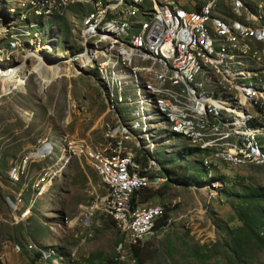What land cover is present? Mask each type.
<instances>
[{"label":"rangeland","instance_id":"374dc122","mask_svg":"<svg viewBox=\"0 0 264 264\" xmlns=\"http://www.w3.org/2000/svg\"><path fill=\"white\" fill-rule=\"evenodd\" d=\"M29 1L0 0V264H53L36 255L40 247L56 251L62 264H85L92 257L95 262L114 259L117 264H264V232L260 228L262 238L248 241L246 254L239 262L228 242L230 229L242 225L234 211L242 205L237 195L249 188L264 189V155L240 166L213 162L208 155L217 147L235 146L237 136L226 133L221 126L219 134L212 131L198 144L188 135L172 131L167 116L156 104V99L165 94L149 86L151 78L155 82L160 79L159 66L139 72V83L134 76L115 86L117 97H109L103 82V63L108 58L103 57V49L94 50V42L98 39L99 46H103L96 32L102 30L106 9H101V16L97 10L100 2L102 8H107L111 0H75L63 12L45 18L27 9ZM175 1L179 6L186 5V0ZM208 2L192 0V8L202 9ZM248 5L238 9L232 0L212 3L207 32L217 37L237 65L247 63L264 74V65L257 64L259 55L264 59V42L253 36L238 40L244 26L264 30V0H253ZM130 8L134 14L129 20L138 22L130 36L133 39L150 20L151 14H145L143 8L153 10L154 6L152 0H134ZM108 22L110 18L105 20ZM221 45L216 46L217 51L222 50ZM39 47L37 58L34 53ZM48 47L52 51L46 50ZM119 56L121 62L115 70L129 74L130 68L124 63L126 54ZM39 64L62 67V73L55 78L50 72L43 76L36 71L29 73ZM137 64L151 66L141 60ZM11 70L20 74H10ZM22 77L24 85L5 89L4 83L13 84ZM215 85L211 88H227L222 82ZM147 95H152L154 107L142 102ZM111 101L125 120L141 122L135 126L136 131L150 136L156 144L153 149L133 141L137 162L149 178L142 191L144 202L149 203L136 205L135 190L131 194L133 210L162 207L164 211L165 206L167 216L164 227L142 237L127 231L108 212L107 187L84 155H73L68 161L56 153L48 160L35 159L40 138L56 142L70 136L84 149L91 147L89 152L97 151L118 125ZM141 104L145 105L146 115L132 120L136 118L132 112ZM249 114L264 121V111ZM131 127L134 129L133 124ZM154 156L173 171L168 172L171 180H165L166 174ZM59 162H64L63 170ZM204 167L210 168V173ZM55 172L59 174L54 177ZM184 173L195 177V182L184 185L182 180H173ZM10 179L20 183L13 184ZM48 181L49 190L38 197L40 187ZM102 199L103 209L98 208ZM260 205L264 207V200ZM135 239L142 243L136 244ZM137 246L141 249L138 260L132 256Z\"/></svg>","mask_w":264,"mask_h":264},{"label":"bare ground","instance_id":"6f19581e","mask_svg":"<svg viewBox=\"0 0 264 264\" xmlns=\"http://www.w3.org/2000/svg\"><path fill=\"white\" fill-rule=\"evenodd\" d=\"M74 1L64 0L63 8L68 7ZM111 1L108 3L107 8H102L101 3V9H106V11L103 14L102 30L99 29L96 33L100 34L103 46H99L98 39L94 42V50L103 49V57L108 58L103 63V82L109 89V97L112 100L117 97L114 90L115 86L120 83L123 84L128 78H134V76L139 83V72L150 71L159 66L161 69L159 72L160 81L157 80L155 82V79L151 78L149 86L154 92L165 94L166 97L156 99V104L160 112L167 116L166 120L171 123L172 131L188 135L198 144L208 134L212 135V131L219 134L218 129L221 126L225 128L226 133L237 136L238 143H235V146L227 149H217V147L208 155L207 158L213 162L240 166L249 164L258 156H263L264 121H258L253 118L249 111H264V74L259 68L247 63L243 66L237 65L232 60L231 54L219 43L217 37L207 32L209 29L208 24L212 20V3L217 0H207L210 2L207 3L205 8L203 10L199 9L198 21H194L192 10H184L183 15H179V11L175 10V7L183 6H179L175 0H152L153 10L143 8L145 14H151L150 20L146 24H150L152 19L157 17L161 9L164 8V15L166 19L170 20V28H175L177 34L181 35V53L178 52V42H171L167 45V38H164V36L168 31V24L156 25L153 32H148V37L144 40L145 24L140 33L130 39L132 30L138 23L137 21L131 22L129 20L134 14L130 8V4L134 0H117L112 3ZM140 1L144 2L147 0ZM232 1L238 9L248 7L250 6L248 3L250 1L253 2V0ZM60 2L61 0H30L28 3L35 15L45 18L60 12ZM49 7L50 9H48ZM108 18H110V22L105 23ZM140 24H142L141 21ZM90 29H92L91 26ZM239 36V41L253 36L255 40L264 42V30L258 29L253 25L242 27ZM156 37L159 38L157 40V49L166 48V55H155ZM217 45H221V51L216 50ZM46 50L52 51L51 48ZM39 51L40 47L34 53L37 58L39 57ZM244 53H247L246 50H244ZM120 54H126L124 63H127L130 68L129 74L128 72L119 73L115 70V67L121 62ZM92 55L95 58L96 52ZM140 60L151 63V66L144 68L138 65L137 61ZM257 64L260 66L264 65V59L261 55L257 57ZM62 69V67L56 68L53 64H39L30 69L29 73L36 71L43 76L45 72H50L53 76L52 78H55L62 73L60 72ZM9 73L20 74L14 70ZM24 80L22 77L21 80L13 84L12 81H7L4 83V87L5 89H13L15 85L19 88L25 84ZM219 82L225 83L227 88L219 89L220 87H218L216 90L211 88V86H216L215 84ZM229 88H232V92ZM150 97L152 95H147V99L142 102H149L154 107L155 103ZM110 107L113 112L117 113L118 125L110 131L106 143L101 144L97 151L89 152L92 149L91 147L84 149L78 142L74 143L70 136H65L56 142L40 138L38 140L39 147H36L35 159L48 160L56 153L59 157L68 161L69 157L73 155H84L101 177L102 183L107 187L108 196L106 202H110L108 212L116 217L127 231H133L137 237H142L154 229L157 220L165 211V206H163L164 211H162V207L142 211L133 210L131 202L132 192L144 188L149 181V178L143 174L142 167L137 162L133 141L142 142L145 146H151L153 149L156 148V144L153 139L152 141L150 140V136L149 138L145 137L143 133L136 131L138 129L135 126L141 122L133 123L125 120L112 101L110 102ZM132 115L136 117L132 120L144 117L146 115L145 105L141 104L138 110L134 109ZM131 124L134 125L135 130L131 127ZM246 149L247 154L243 157ZM199 159L201 160V158ZM151 162L153 161L151 160ZM59 165L63 170L65 167L64 162H59ZM53 167L58 170V165ZM57 174L59 173L55 172L53 176L55 177ZM113 175H119V177ZM120 179L132 180V186H126L125 181ZM49 184L50 181L45 182L40 187L38 197L49 190ZM98 208L103 209V199ZM134 242L140 244L142 240L135 239ZM38 251L40 253L39 257L43 260H50L53 264H62L61 257L55 254L56 251L41 247ZM44 252H47L46 258L44 257Z\"/></svg>","mask_w":264,"mask_h":264},{"label":"trees","instance_id":"16d2710c","mask_svg":"<svg viewBox=\"0 0 264 264\" xmlns=\"http://www.w3.org/2000/svg\"><path fill=\"white\" fill-rule=\"evenodd\" d=\"M106 5H108V4L106 3ZM206 5H204V8ZM204 8H202V9L199 8V9L203 10ZM230 14H231V12L229 11V15ZM183 150L191 151L190 148H184ZM196 152H198V149L196 150ZM196 152H194V153H196ZM154 158L161 165L162 171L166 174L165 180H171L170 177L168 176L169 175L168 172H173V171H171V169L166 168V164L164 161H161V160L159 161V159H157L156 156H154ZM202 158L204 161V157H202ZM145 160H146V157H143V161H145ZM199 161H200V164L202 165V161L201 160H199ZM198 164H199V162H198ZM200 164H199V166H200ZM12 165H10V166H12ZM207 166H211V165H207ZM204 168H206V167H204ZM206 169H207L206 173L207 174H208V172L210 173V168H206ZM201 170H203L202 167H201ZM187 175H191V174H185L184 173L183 176H178L177 178H174L173 180L174 181L182 180V184H184V185H189V184H192L193 182H195V177L187 176ZM219 178L223 179V176H220ZM7 179H8V176H7ZM10 181L12 182L11 179H10ZM12 183L18 184L20 182H12ZM144 188L138 189L135 192V193H137V199L139 200V202H143V203H145L144 202V196L142 195V191ZM237 196H239V198L241 199L242 205L240 204L239 207H237L234 211H235L236 218L239 221H241L242 225L240 227L230 229L231 235L228 239V242L231 244V246H232V248L236 254V260L239 262V261L243 260L245 254H246L245 249L247 248L248 241L250 239L258 241L259 239L262 238V236L260 235V233L258 231V228L261 229V233L264 232V207L262 205H260V200H264V189L249 188V189H246L243 192V194L237 195ZM137 199H136V195H135L134 203L136 205H138V203H139L137 201ZM213 222L216 223V220L213 219ZM166 224H167V216H166V210H165L164 215L157 220L156 225L154 227V231L156 229L164 227ZM243 229H245V231H246L245 232L246 236L244 238H241L242 236L245 235V233H242ZM140 253H141V249L139 248V246L134 247L132 249V256L134 258H136L137 260L140 257ZM36 255L39 256L40 253L38 252V253H36ZM85 264H117V262L114 259L109 260L108 262H103V261L95 262L93 260V257H92L90 259H87Z\"/></svg>","mask_w":264,"mask_h":264},{"label":"built area","instance_id":"2783aa9c","mask_svg":"<svg viewBox=\"0 0 264 264\" xmlns=\"http://www.w3.org/2000/svg\"><path fill=\"white\" fill-rule=\"evenodd\" d=\"M63 2H64V0H61V2H60V8H61L62 12H63ZM28 8H31V7H27V9ZM48 9H50V7ZM175 10L179 11V15H183L184 10H192V15L194 16V21H198V19H199L200 10L199 9H192L191 0H186L185 6L175 7ZM97 15L101 16V2H100L99 10H97ZM158 24H168V31L164 36V38H167V45L171 42H178V52L181 53V50H182L181 35L177 34V31L175 30V28H170V20L166 19L165 15H164V8L161 9V12H160V14L157 15V17L152 19L150 24H146L145 31L143 32L144 33V40L146 37H148V32H153L154 27ZM158 39L159 38L156 37L155 55H157V54H165L166 55V48L165 49H157V40ZM167 61H168V59H167ZM103 96H105L104 91H103ZM246 154H247V149L244 151L243 157ZM113 176L119 177V175H113ZM120 180L125 181L126 186H132V180H127V179H120Z\"/></svg>","mask_w":264,"mask_h":264},{"label":"clouds","instance_id":"9594fccd","mask_svg":"<svg viewBox=\"0 0 264 264\" xmlns=\"http://www.w3.org/2000/svg\"><path fill=\"white\" fill-rule=\"evenodd\" d=\"M37 253V252H36Z\"/></svg>","mask_w":264,"mask_h":264}]
</instances>
